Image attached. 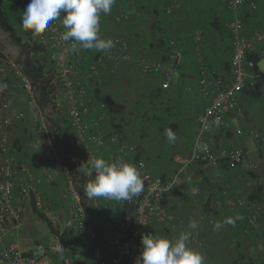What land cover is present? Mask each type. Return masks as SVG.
<instances>
[{
  "label": "built area",
  "instance_id": "obj_1",
  "mask_svg": "<svg viewBox=\"0 0 264 264\" xmlns=\"http://www.w3.org/2000/svg\"><path fill=\"white\" fill-rule=\"evenodd\" d=\"M29 3L30 0H21ZM177 2L165 9L166 14L180 9ZM246 7L257 12L258 0H226V8L231 19L226 28L231 41V58L229 60V74L222 76L216 70L209 68L199 60L198 88L207 105L197 114L195 119L196 131L192 141V148L187 160L180 162L177 169L168 177H162L153 172L147 161L139 155L137 148L127 142L115 130L109 134L103 131V124L107 120L104 91H102V73L105 68L115 75L127 63L135 64L141 74L146 76L163 75L162 89H167L172 81L174 68L160 61L134 59L127 40L119 34L105 37V21L107 15L100 16L101 38H110L114 47L105 52L84 50L74 41L63 42L60 39L65 28L56 21L41 35H36V41L47 47L49 60L58 75L60 95L56 106H62L68 116L70 126L69 146L78 149L89 162L94 158H103L107 162H127L134 165L143 180V192L139 197L128 201H115L103 198L90 199L95 210V217L99 224L108 227L111 240H102L97 236L94 227L88 223L86 212L79 196L75 193L71 171L63 163L59 153L53 145V136L46 123L45 113L37 102V95L32 89L28 78L22 71V66L13 58L4 54L0 57V264H45L51 256H59L61 264H74L66 254L61 240V232L51 234L46 243H38L25 253L15 240L4 245L3 239L12 236L21 226L27 207H34L56 229L53 222L54 212L49 203H44L35 186L26 181L21 182L17 177V170L25 177L30 175L27 166L15 168L10 158L9 138L13 126L24 120L25 115H32V124L37 133L30 142L32 148L38 150L42 156H48L52 169L61 174L66 182L70 194V220L68 228L73 235H80L87 240L92 264H136L141 251L143 235L155 238H167L158 235L154 227L171 230L178 224V218L169 210L167 198L176 188L183 184L192 183V177L185 168L189 165H199L205 169H217L220 161L224 160L229 169L242 166L249 173H258L264 167V158L256 162L249 157L242 148H232L214 151V140L209 136L211 129L219 128L224 131L234 130L241 136L243 132L237 127L238 121L244 118L239 101L245 91L254 88L256 82L263 77L261 72L254 70V62L249 55L264 57V17L257 27L247 31L240 17V10ZM115 21L121 22L116 16ZM195 44L203 41V31L198 29L193 34ZM167 45L174 48V40H168ZM75 49V50H74ZM197 51V48H196ZM173 60H177L174 54ZM90 85V92L88 91ZM19 93L23 97V109H12L9 96ZM97 98V117L90 126L86 121L89 114L88 106ZM100 99V101L98 100ZM249 137L256 139L264 149V134L250 132ZM94 177H92L93 179ZM196 193L199 188L194 187ZM242 191H239V195ZM229 209H243L247 215L249 228L243 230L245 236H252L264 228V203H247L244 197L228 199ZM213 211L221 207L216 200ZM116 209L113 219L109 222L106 215ZM196 219L214 225L215 218L210 213L201 212ZM226 220H222L221 229L227 227ZM187 223L186 232L190 233L191 248L207 255L205 244L198 233L190 229ZM165 227V228H164ZM165 231V230H164ZM261 234H260V233ZM255 249L249 253V261L254 264L262 260L264 264V241L259 237Z\"/></svg>",
  "mask_w": 264,
  "mask_h": 264
},
{
  "label": "crops",
  "instance_id": "obj_2",
  "mask_svg": "<svg viewBox=\"0 0 264 264\" xmlns=\"http://www.w3.org/2000/svg\"><path fill=\"white\" fill-rule=\"evenodd\" d=\"M258 1V11H254L252 17L246 19L249 20L245 24L246 32L257 27L264 17V0ZM123 2L120 14H125L128 19L124 21L121 30L114 29L112 24L106 23L103 35L105 37L112 34L122 35L129 43L134 59L148 61L157 60L159 55V50L154 44L155 36L162 39H174L178 65L177 70L174 69L172 81L167 89L161 88L164 82L163 75L151 77L143 75L133 62L124 64L115 75L108 72L111 75L108 80L112 84L103 88L106 94L104 95L107 101L106 106L109 103L115 107L117 105L121 112L112 111V113L120 114L121 118L130 116L128 114H134L135 116L132 117L135 118L148 114L151 120L154 117L162 119L160 124H164L162 127H165V130L171 129L176 135V140L174 143H169L167 139H164L166 136L164 138L160 136L158 140L161 149L166 145L180 148L188 141H191L192 148L196 116L207 105V100L202 97L198 88L199 60L222 76L229 74L232 51L226 25L231 16L226 8V0H123ZM175 2L181 5L180 9L174 10L171 14L162 12L163 7L167 8ZM245 8H242L243 11ZM197 28H202L204 34L203 41L200 42L196 51V48L193 50L192 47V36ZM128 36H131L133 46L128 41ZM259 71L261 72L260 69ZM104 73L105 70H103ZM261 73L263 77L257 84V89L245 92L239 101L244 118L238 121L237 127L242 130L243 135L235 134L234 130L224 131L219 128L210 130L209 136L214 140L215 153L219 154L226 149L242 148L256 162L263 160L264 149L256 139L249 137L250 132L264 134V73ZM9 102L12 109H23V97L19 93L10 94ZM97 105L96 98L90 105L89 114L86 117L90 126L95 123ZM27 113L24 120L16 123L10 132L9 155L16 169L21 166L29 168L28 177L18 171L19 169L16 171L18 180L21 182L27 180L26 182L33 184L44 203L51 205L54 212L53 222L56 223V229L62 233L69 229L67 224L70 220V194L63 176L53 171L46 156H42L38 150L31 147V139L37 133L32 124V115ZM111 127V124L107 122L102 126L107 134L112 132ZM123 134L124 137L121 136L137 148L135 143L126 136L124 130ZM78 153L72 151L74 161L87 160L84 155ZM148 165L154 173L162 177L170 176L179 166L178 164L173 170V166L172 168L169 165L154 166L150 161ZM185 170L192 177L193 182L176 188L167 198L169 210L177 216L178 224H174L171 230L155 226V232L158 235L165 234L167 239L175 242L180 233L186 232V224L195 221L197 227L194 229L190 227V229L198 233L205 244L207 255L204 257V264H221L223 262L221 255L225 252H231L236 259H240L239 263L237 261L238 264H245L247 261L242 257L244 255L238 256L240 252L237 249L248 246L249 251L252 252L254 237L245 236L243 233V230L250 226L244 210H231L227 207L226 201L243 197L248 189L254 187L256 183H261L264 180V167L262 166L258 173H249L242 166L229 169L227 172L219 168L205 169L199 165H189ZM193 186L199 188V193L195 192ZM239 191H242L240 195ZM216 200L221 202V207L213 211ZM115 212L117 210L112 209L107 213L109 222L113 219ZM201 212L210 213L216 223L210 226L197 220L196 216ZM32 215L36 217L31 207H27L22 223L25 219H30ZM227 219L233 220L232 224L227 223V230L215 227L217 223ZM22 223L12 236L3 239L4 245L15 240L20 247L16 237L21 231ZM93 223L97 226L96 232L100 239L111 240L108 227L99 224L95 213ZM259 231L262 233L264 228H260ZM73 236L74 239L70 242L71 250L66 249V254L75 264H92L87 240L80 235ZM50 237L51 235H48L43 240L29 241L26 251H23L21 247L20 249L27 253L35 244L46 243ZM188 246L191 247L189 242ZM48 260L49 262L45 264H61L59 256H51Z\"/></svg>",
  "mask_w": 264,
  "mask_h": 264
},
{
  "label": "trees",
  "instance_id": "obj_3",
  "mask_svg": "<svg viewBox=\"0 0 264 264\" xmlns=\"http://www.w3.org/2000/svg\"><path fill=\"white\" fill-rule=\"evenodd\" d=\"M27 5H28L27 3L21 0H0V27L8 33L11 42L19 49V56L16 61L22 66L23 73L28 78L32 89L37 95L38 105L41 108V110L45 113L46 123L53 136V145L55 149L57 150V152L59 153V156L63 160V163L70 168L74 191L79 196L82 206L85 209L88 223L91 224L96 230L97 226L95 223H93L95 210L90 202V199H88L86 192H85V186L92 179V177L86 176L81 171V167H80L81 164H86L88 163V161L87 160L74 161V159L72 158L71 153L73 150L75 152L77 151V153L80 151L78 149L70 148L69 143H68L69 137H70V126H69L68 116L65 113L64 108L62 106H59V105L56 106V103H58L56 101L58 99V96L60 95L58 75L56 74L53 68L52 62L49 60L48 53H47V47L44 44H39L36 41V35H33L31 32L26 31L23 28V26H20L21 17ZM123 5H124L123 0H118V2L117 0H115V4L113 5L111 11H113V13L115 12L116 14H113L110 12L108 16L105 18L106 19L105 23L112 24L113 25L112 28L114 29L121 30V28L123 27L124 21L128 19V17H126L125 14H122V13L120 14V12H122L121 6ZM165 9L166 8L163 7L162 9L163 13H165ZM242 11L243 9L240 10V17L244 23V28L246 30L245 24L247 23V21H249L246 19L251 18L254 11H251L250 9H247V8H245L243 12ZM62 16H63V13L61 14V17ZM116 16L121 17L120 23H117L115 21ZM131 18L133 19V15L131 16ZM54 21L60 24V26L64 27L62 24V19H57ZM221 25H223V23H221ZM198 29L202 30V28H197L196 30ZM228 36H229L228 38L230 41V35ZM130 38L131 36H128V41L133 46V43ZM154 39H155L154 44L157 50H159L157 61H160L167 66H172L174 69L177 70V65H178L177 60L172 61V58H171L175 54L176 46L174 48H170L167 45L168 40H174V39H171V38L162 39L156 36L154 37ZM192 39H193V36H192ZM199 44H195L193 40V46H192L193 50L195 48H198ZM3 56L4 54L0 51V57H3ZM248 58L254 62L255 64L254 70L256 72H260L258 68V63L261 60V58L255 54L249 55ZM105 73L104 74L102 73L103 88L107 85L112 84L110 80H108L109 77H111V75L108 73L106 68H105ZM260 80L256 82L254 88L247 90V91L250 92V91L256 90L257 84H259ZM87 88H89L88 91L90 92V85ZM98 100L100 101L99 98ZM103 102H105V104L107 105L106 98L103 100ZM89 108H90V104L88 106V109ZM106 111L110 113H112V111L116 113L121 112L120 108H118L117 105L115 107V105L112 106L111 104L106 107ZM114 116L113 118L110 119V115L108 116L107 114V118L112 120L109 122V124H111L112 130L117 131L118 133H120V135L123 136L124 135L123 134V123L122 122L115 123ZM140 118H145L148 121L150 116L148 114H142V116L140 115ZM149 121L152 122L151 119H149ZM80 154L83 155L81 152ZM139 155H141L140 151H139ZM48 158L49 157L47 156L46 160L51 165L50 163L51 159L49 160ZM218 168L224 170L225 172L229 171V166L224 160L220 161V165ZM243 197L247 203H253V202L264 203V180H262L261 183H256L254 187L248 189ZM31 209L34 215H36V217L40 221L45 223L46 228L51 234H57L59 232L58 230L54 229V227L51 224V221L48 220L46 217H44L34 207L33 203H31ZM97 236H98V233H97ZM251 237H254L253 248H251L253 251V249H255L256 247V244L258 243V240L260 239L259 237H261V239L264 241V232L261 236H259L257 233H252ZM73 239H74V236H73V232L71 231V229L65 230L61 233V240L65 246V250L66 249L68 251L71 250L70 242ZM244 251H245L244 252L245 254H243L244 255L243 257L245 258L246 261H249V253L251 250L250 251L244 250ZM254 264H263V261L260 260Z\"/></svg>",
  "mask_w": 264,
  "mask_h": 264
},
{
  "label": "clouds",
  "instance_id": "obj_4",
  "mask_svg": "<svg viewBox=\"0 0 264 264\" xmlns=\"http://www.w3.org/2000/svg\"><path fill=\"white\" fill-rule=\"evenodd\" d=\"M114 4L115 0H30L21 24L26 31L38 36L52 21L62 19L65 31L60 39L63 42L74 41L84 50L105 52L114 44L110 38L99 35V21L101 14H109ZM165 135L169 143L175 142L176 135L171 129H166ZM80 167L86 176L94 177L85 186L88 199L128 201L143 192L141 175L130 163H109L103 158H94ZM225 223L232 224L233 220L227 219ZM190 227L196 228V222ZM215 227L219 229L222 224L217 223ZM189 239L188 232L180 233L175 242L143 235L136 264H204L203 255L188 246Z\"/></svg>",
  "mask_w": 264,
  "mask_h": 264
},
{
  "label": "rangeland",
  "instance_id": "obj_5",
  "mask_svg": "<svg viewBox=\"0 0 264 264\" xmlns=\"http://www.w3.org/2000/svg\"><path fill=\"white\" fill-rule=\"evenodd\" d=\"M20 26H22V24ZM0 51L3 54L13 58L14 60L18 59L19 49L11 42L8 33L4 31L1 27ZM258 66L261 72L264 73V57L261 58L258 63ZM101 89L103 91V87ZM109 115L110 119L114 116L113 113L108 112V116ZM119 115L120 114H115V123H123V130L126 136L129 138L130 141L132 140V142L135 143L138 152L140 151L142 158H144L147 163L150 161V163L154 166L169 165L170 168H172L173 166L174 170V168H176L178 164L180 165V162L186 160V157L188 156L187 154H189L190 152L191 141L182 144V147L180 148L171 145H166L163 149H161V145H159L158 138L160 136L163 138L164 136H166L165 129L164 127H162V125L164 124H160L162 122V119L154 117L152 119V122H150L149 119L147 121L145 118L132 117L135 116L134 114H128L130 116L127 117L122 116L123 118H121V115ZM110 119L107 118L106 120L108 124L110 121H112ZM22 224L23 225L21 231L19 232L16 238L23 251L27 250L26 245L29 241L43 240L45 237H48V235H51L50 232L47 230L45 223L40 221L37 217H34L33 215L30 219H25ZM227 227L225 228L226 230L228 229ZM249 249L250 248H248V246L237 249V251L240 252L238 256L243 255L245 252L244 250L249 251ZM221 258V261H223L221 264H238L241 261L240 259H236L234 254L231 255V252H225L221 255Z\"/></svg>",
  "mask_w": 264,
  "mask_h": 264
}]
</instances>
